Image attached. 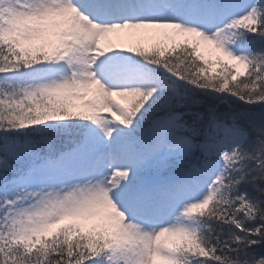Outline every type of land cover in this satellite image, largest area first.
<instances>
[{"label": "snow or ice", "instance_id": "snow-or-ice-1", "mask_svg": "<svg viewBox=\"0 0 264 264\" xmlns=\"http://www.w3.org/2000/svg\"><path fill=\"white\" fill-rule=\"evenodd\" d=\"M0 264H264V0H0Z\"/></svg>", "mask_w": 264, "mask_h": 264}]
</instances>
